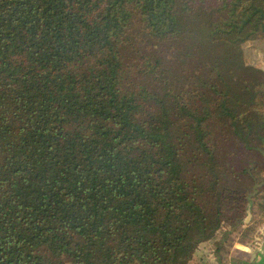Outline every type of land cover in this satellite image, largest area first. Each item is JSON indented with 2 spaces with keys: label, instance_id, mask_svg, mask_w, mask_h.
Instances as JSON below:
<instances>
[{
  "label": "trees",
  "instance_id": "trees-1",
  "mask_svg": "<svg viewBox=\"0 0 264 264\" xmlns=\"http://www.w3.org/2000/svg\"><path fill=\"white\" fill-rule=\"evenodd\" d=\"M263 43L264 0H0V264H264Z\"/></svg>",
  "mask_w": 264,
  "mask_h": 264
},
{
  "label": "rangeland",
  "instance_id": "rangeland-1",
  "mask_svg": "<svg viewBox=\"0 0 264 264\" xmlns=\"http://www.w3.org/2000/svg\"><path fill=\"white\" fill-rule=\"evenodd\" d=\"M256 46V45H255ZM253 44H248L247 45V50H246V58L250 61L252 65L255 67H258L260 69L264 70V43L259 44L257 47H255ZM264 235L261 231V236L259 241L258 247H264ZM234 249H232L230 257L237 255V252H240L246 255H255L254 251L251 252H245L243 249H239V244H234ZM201 254L204 255L205 257L207 256V259L211 258L212 255H208V251H206V248L201 250Z\"/></svg>",
  "mask_w": 264,
  "mask_h": 264
},
{
  "label": "crops",
  "instance_id": "crops-1",
  "mask_svg": "<svg viewBox=\"0 0 264 264\" xmlns=\"http://www.w3.org/2000/svg\"><path fill=\"white\" fill-rule=\"evenodd\" d=\"M263 229H264V226L262 227L261 231H263ZM239 247H241L239 249H243L245 252L253 251L251 248H248V247H245V246H242V245H239Z\"/></svg>",
  "mask_w": 264,
  "mask_h": 264
},
{
  "label": "water",
  "instance_id": "water-1",
  "mask_svg": "<svg viewBox=\"0 0 264 264\" xmlns=\"http://www.w3.org/2000/svg\"><path fill=\"white\" fill-rule=\"evenodd\" d=\"M251 218H252V214H251V211L249 210L248 211V217L246 219V223H249L251 221Z\"/></svg>",
  "mask_w": 264,
  "mask_h": 264
},
{
  "label": "built area",
  "instance_id": "built-area-1",
  "mask_svg": "<svg viewBox=\"0 0 264 264\" xmlns=\"http://www.w3.org/2000/svg\"><path fill=\"white\" fill-rule=\"evenodd\" d=\"M262 233H263V235H264V229H263ZM263 240H264V238H263Z\"/></svg>",
  "mask_w": 264,
  "mask_h": 264
}]
</instances>
